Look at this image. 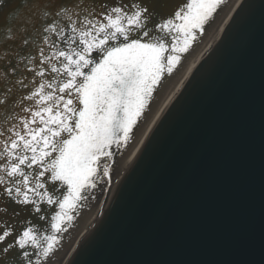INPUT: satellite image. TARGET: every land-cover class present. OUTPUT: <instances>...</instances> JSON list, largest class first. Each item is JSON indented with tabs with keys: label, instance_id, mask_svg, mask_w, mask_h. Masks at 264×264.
I'll return each mask as SVG.
<instances>
[{
	"label": "snow or ice",
	"instance_id": "1",
	"mask_svg": "<svg viewBox=\"0 0 264 264\" xmlns=\"http://www.w3.org/2000/svg\"><path fill=\"white\" fill-rule=\"evenodd\" d=\"M222 3L15 0L0 18V264H49Z\"/></svg>",
	"mask_w": 264,
	"mask_h": 264
},
{
	"label": "water",
	"instance_id": "2",
	"mask_svg": "<svg viewBox=\"0 0 264 264\" xmlns=\"http://www.w3.org/2000/svg\"><path fill=\"white\" fill-rule=\"evenodd\" d=\"M226 1L163 77L143 116ZM182 3L163 0L161 11L167 15ZM14 5L5 0L0 18ZM190 78L123 158L67 264H264V0L241 2Z\"/></svg>",
	"mask_w": 264,
	"mask_h": 264
},
{
	"label": "bare ground",
	"instance_id": "3",
	"mask_svg": "<svg viewBox=\"0 0 264 264\" xmlns=\"http://www.w3.org/2000/svg\"><path fill=\"white\" fill-rule=\"evenodd\" d=\"M242 1L243 0H227L225 2L211 23L194 54L173 78L169 85L164 89V91L153 102L146 114L134 127L129 142L123 148V157L120 152H117L110 168V177L106 178L105 182L95 189L94 198L89 199L79 217L66 235L59 249L50 259L49 264H67L86 235L93 221L97 217L107 196L109 195L118 177V174L124 165L123 158H127L133 152L156 118L172 104L187 81L191 79L190 77H192L194 70L197 68V66L203 63L233 18Z\"/></svg>",
	"mask_w": 264,
	"mask_h": 264
},
{
	"label": "rangeland",
	"instance_id": "4",
	"mask_svg": "<svg viewBox=\"0 0 264 264\" xmlns=\"http://www.w3.org/2000/svg\"><path fill=\"white\" fill-rule=\"evenodd\" d=\"M86 206V205H85Z\"/></svg>",
	"mask_w": 264,
	"mask_h": 264
}]
</instances>
